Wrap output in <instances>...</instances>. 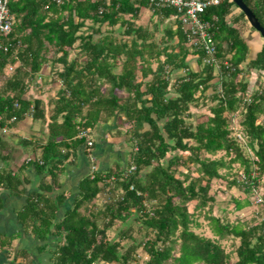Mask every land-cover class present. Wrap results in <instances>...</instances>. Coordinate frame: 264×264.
Wrapping results in <instances>:
<instances>
[{
	"label": "trees",
	"instance_id": "obj_1",
	"mask_svg": "<svg viewBox=\"0 0 264 264\" xmlns=\"http://www.w3.org/2000/svg\"><path fill=\"white\" fill-rule=\"evenodd\" d=\"M243 1L264 28V0ZM143 9L151 11L152 23L156 19L152 28L136 23ZM8 10L13 22L0 45V83L5 78L0 128L7 130L0 129V193L23 198L32 184L26 172L34 169L37 186L17 219L40 243V253L53 248L52 264H232L233 253L222 244L231 238L238 241L234 264H264V85L250 91L245 78L253 71L264 75V45L249 60L241 31L247 20L233 0H222L199 16L215 43L210 63L180 12L166 4L9 0ZM190 56L197 57L199 70H192ZM45 66L51 67L49 74H43ZM54 71L53 81L60 82L56 96H35L33 86L39 79L47 84ZM179 71L183 74L173 80ZM209 89L213 106L205 121L195 123L201 114L193 107ZM238 112L246 142L230 126ZM28 119L41 123L40 136L17 135L12 143L5 133ZM125 124L130 158L114 153L109 143L114 160L97 168L94 151L106 143L97 140L99 130L121 135ZM19 151L23 159L17 161ZM80 153L93 159L91 172L61 215L67 196L60 192V175ZM236 165L241 173L232 175ZM215 181L224 182L223 193L237 189L243 195L231 197L236 210L255 202L263 212L250 223L221 219L214 213ZM102 193L110 201L97 209ZM200 215L214 238L195 231ZM116 223L119 239L113 240L108 232ZM16 237L0 234L8 264H24L19 260L27 252H12ZM140 248L147 255L143 262Z\"/></svg>",
	"mask_w": 264,
	"mask_h": 264
},
{
	"label": "rangeland",
	"instance_id": "obj_2",
	"mask_svg": "<svg viewBox=\"0 0 264 264\" xmlns=\"http://www.w3.org/2000/svg\"><path fill=\"white\" fill-rule=\"evenodd\" d=\"M238 13V11H237ZM152 19V13L151 11H149L148 9H143L142 13L139 16V19L136 21V23L138 25H143V26H149L152 28L153 23L156 22V19L154 18V22H151ZM243 27L241 28L242 33L244 34V38L247 41H251V35L254 33L252 30H250L249 27V23H244V25H242ZM104 32H106V26L103 27ZM248 32V33H247ZM247 33V34H246ZM258 33V32H257ZM259 34V33H258ZM117 35V34H116ZM159 38V37H157ZM259 38H262L259 34ZM263 39V38H262ZM264 40V39H263ZM253 50H257L256 46H253V49L251 47L250 51L252 52ZM249 55V60L255 58L254 54L255 52L251 53ZM197 57L194 56H190L189 57V62H190V66L192 68V70H199L201 67L197 64L196 61ZM242 67H246V63H244L242 65ZM61 67H58V69ZM153 68H156V64H153ZM51 71V67L50 66H45L43 69V74H49ZM10 72V70H9ZM56 71L53 72V78H49L47 81V84H42V80L39 79V84L38 87L36 88V86H33V93L35 94V96L41 97L43 99H50L53 98L54 96H56V92L60 87V82L59 81H53V80H57L56 79ZM182 73V71L176 72L173 74V80H176L175 78H177L178 76H180ZM55 77V78H54ZM246 80L249 81L250 83V91L257 90L259 88L262 87V85H264V75L259 76L258 73L256 71H253V73H251V75H245ZM5 78L3 77L2 82L0 83V85L3 83V80ZM44 81V80H43ZM120 96H125L126 94L124 92H120L119 93ZM213 94V90L209 89L206 93H205V100L201 99L198 103V105L196 107H193L194 109V113L196 115H200V117H196L195 119H193V122H202L205 121L208 117V110L211 106H213V104L210 101V96ZM50 112H52V109L50 110ZM241 112H238L237 115L235 116V118L232 119L231 121V127L234 130V134L235 136H237L239 139H241L243 142H246V138L242 132V127L240 126V120H241ZM120 125V124H119ZM40 127H41V123L40 122H33L32 120H27L25 122H23L18 128L13 129L12 131H9L7 133H5L6 135H11L10 140H12V143H16L18 142L19 137H17V135L23 136L26 139H30L31 136H35V137H39L40 136ZM129 128V125L125 124L123 126H120V130L122 131L121 135H118L116 130H112L108 135V141L111 142V144L113 145V149H114V153L119 152V151H123L125 153V156L127 157V159L130 158V154H128V152H130L132 150L130 144L126 143L125 140L128 139V137L126 138V134L125 131ZM19 130V131H18ZM4 134V135H5ZM91 135H92V131H91ZM43 140V138H42ZM18 150H16L17 152ZM15 152V153H16ZM20 153V151H19ZM127 153V155H126ZM222 154H218L217 156H212V158H219L221 157ZM29 158V157H28ZM30 158H34V155L32 154L30 156ZM16 159V158H15ZM23 156L20 153L19 156H17V161L22 160ZM19 163V162H18ZM97 163V162H96ZM16 168V165H13ZM30 170V169H29ZM28 170V171H29ZM182 170H184L186 172L185 169L182 168ZM190 172L194 173V175H197L195 173V167L193 165L190 166ZM223 174H226L225 171H222ZM241 173V170L238 168V166L236 165L233 170L230 172L232 175L235 173ZM27 174V172H26ZM230 179V178H229ZM222 183H224L223 181H215L213 184V189L211 191L212 194H217V201L215 202L216 207L214 209V213L215 215L219 216L221 219H227L230 223H234L237 224L238 222L243 224L244 222H248L250 223V221H252L253 219H256L255 216H257L258 214H260L261 212H263V207L259 206L258 204H256L254 202V204L252 206H248L245 207L244 209H242L241 211H238L235 209L234 207V203L231 202V197L232 196H240V198L243 196L242 194L240 195L239 191L237 189H232L230 192L228 193H223L222 189H224L225 186L222 185ZM263 187H264V182H263ZM263 187L261 189V191H263ZM261 193V192H260ZM262 194V193H261ZM261 195L258 196V198ZM109 195H107L106 193H102L98 199L96 200V205H97V209L101 208L102 206H104L108 201H110L108 199ZM194 211V204H190V212ZM205 212H207V209L205 210ZM199 224L201 225L200 228H195V231L199 234H201L202 236L205 237H210V238H214L213 233L211 232L210 226H209V221L207 219H205L204 215H200V217L197 218ZM120 223H116V226L114 227V229L109 230L108 232V238L111 239H119L117 237V232H118V228ZM136 237H139L138 234H136ZM124 244V243H123ZM127 244V243H125ZM223 246L225 247V249L228 252L233 253L232 255V264H234L237 261V257L234 254V251L238 245V241L237 240H233L231 238H228L224 241H222ZM14 247V245H13ZM12 252H15L12 250ZM16 255V253H13ZM12 254V255H13ZM138 254L141 258V262H143L144 260L147 259V255L143 252V249L140 248L138 250ZM20 260L24 262V264H31L32 259L30 256H25V258H20ZM48 259L44 260L47 261ZM130 264H135V263H130Z\"/></svg>",
	"mask_w": 264,
	"mask_h": 264
},
{
	"label": "crops",
	"instance_id": "obj_3",
	"mask_svg": "<svg viewBox=\"0 0 264 264\" xmlns=\"http://www.w3.org/2000/svg\"><path fill=\"white\" fill-rule=\"evenodd\" d=\"M248 33V32H247ZM246 33V34H247ZM251 41H247L249 48L253 49V46H256V51L253 50L251 53L255 52L257 54L264 45V40L259 38V34L254 32L251 35ZM102 130V128H101ZM101 130H99V138L106 140V143L100 144L98 149L94 151V156L97 159V168H104L108 166L114 160L112 157V148H110V141H108L107 133L102 135ZM19 131V130H18ZM98 133V131H97ZM101 134V135H100ZM93 159H90V156H86L83 153H80L76 164L69 166L67 171L60 175V180L63 184V187L60 192L64 193L67 196L66 207L61 210V215L64 213L66 208L72 203L74 196L78 193V185L80 181L91 172V162ZM12 168H16L12 165ZM27 175L31 177L32 184L28 187L27 194L23 198H18L11 196L8 192L3 191L0 193V234L6 236L16 235L14 240V251L15 253L25 251L27 252L25 256H30L32 259L31 264H52V250L53 248L49 247L46 252L40 253L38 246L40 245L37 242L31 233L24 230L23 225L19 223L17 219V214L20 212L28 196V193L35 190L37 186V178L34 169L27 171ZM58 192L56 189L52 196ZM51 241H54L53 239ZM9 255L6 251H0V264H8ZM48 259L47 261H44ZM21 261V260H19ZM25 262V261H24Z\"/></svg>",
	"mask_w": 264,
	"mask_h": 264
},
{
	"label": "built area",
	"instance_id": "obj_4",
	"mask_svg": "<svg viewBox=\"0 0 264 264\" xmlns=\"http://www.w3.org/2000/svg\"><path fill=\"white\" fill-rule=\"evenodd\" d=\"M156 5L166 4L177 8L180 12V18L191 36L196 38L194 42L197 46L204 47L208 59L206 62L215 61L216 49L213 37L208 32V24L200 20V15L203 14L210 6L219 5L222 0H149ZM9 0H0V45L2 38L7 36L11 30L13 18L8 10ZM199 43V44H198ZM14 120V119H13ZM1 129V128H0ZM6 132L5 129H1ZM92 146V142H89ZM257 201H261L257 197Z\"/></svg>",
	"mask_w": 264,
	"mask_h": 264
},
{
	"label": "water",
	"instance_id": "obj_5",
	"mask_svg": "<svg viewBox=\"0 0 264 264\" xmlns=\"http://www.w3.org/2000/svg\"><path fill=\"white\" fill-rule=\"evenodd\" d=\"M238 9L245 15L247 22L250 26L258 32L264 39V28L254 15L253 11L245 4L243 0H233Z\"/></svg>",
	"mask_w": 264,
	"mask_h": 264
},
{
	"label": "clouds",
	"instance_id": "obj_6",
	"mask_svg": "<svg viewBox=\"0 0 264 264\" xmlns=\"http://www.w3.org/2000/svg\"><path fill=\"white\" fill-rule=\"evenodd\" d=\"M261 36V35H260Z\"/></svg>",
	"mask_w": 264,
	"mask_h": 264
}]
</instances>
